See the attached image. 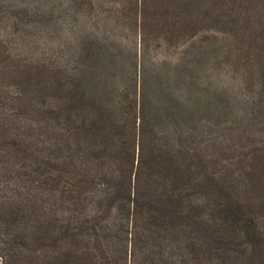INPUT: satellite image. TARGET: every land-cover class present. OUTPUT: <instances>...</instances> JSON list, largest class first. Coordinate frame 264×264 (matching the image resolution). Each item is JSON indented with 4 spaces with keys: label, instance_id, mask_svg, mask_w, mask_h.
<instances>
[{
    "label": "trees",
    "instance_id": "16d2710c",
    "mask_svg": "<svg viewBox=\"0 0 264 264\" xmlns=\"http://www.w3.org/2000/svg\"><path fill=\"white\" fill-rule=\"evenodd\" d=\"M0 264H264V0H0Z\"/></svg>",
    "mask_w": 264,
    "mask_h": 264
},
{
    "label": "rangeland",
    "instance_id": "374dc122",
    "mask_svg": "<svg viewBox=\"0 0 264 264\" xmlns=\"http://www.w3.org/2000/svg\"><path fill=\"white\" fill-rule=\"evenodd\" d=\"M103 28H105L104 24H102V29H100L99 31L103 32L104 31ZM123 35L125 36V37L124 36L122 37V39L124 41L123 43L127 47L132 49L136 45V37L130 36V35L126 34V32ZM213 38H215V34H214V31L212 30V25H211L209 27H206V26L203 27V28L199 27L198 34H197L196 39L194 41H196V42L201 41V42H204V44H207V43L212 42ZM51 43H52V41H51ZM192 43L193 42H184V43L180 44V46H179L180 48L177 49V50H176V48H172V50H170V51H168L166 53L165 52H163V53L160 52L159 59H169L171 61L177 60L179 58V56L181 55V52L184 51V50H187L188 48H190L189 46H191ZM189 44H191V45H189ZM182 45H184V47ZM199 45L196 44V45H193V46L196 47V46H199ZM232 73H233L232 71L231 72L229 71V64H227L226 68L224 69L223 75L220 77L221 78L220 79V83L223 84V87L229 88V90L231 92L232 91L236 92V89H237L238 96H241L243 99H245L246 103H249V101L251 102L252 99H255L256 98L255 92H253V90L248 88V87L245 89L244 85L246 86V84H243L240 81L241 77H239L240 80H239L238 77H237V80H233L232 76H234V74H232ZM221 127H224V125L216 126L213 129V131H214L213 136L215 138L219 137V139H217L216 145H218V147L221 148L220 149L221 151L219 150L220 156L223 159H227L228 155H229V153H228L229 149L227 150V147H229L228 146L229 145V135L224 133L225 131ZM251 131H252L253 135H256L257 133H259L262 130H261L260 127L255 126V127L252 128Z\"/></svg>",
    "mask_w": 264,
    "mask_h": 264
}]
</instances>
